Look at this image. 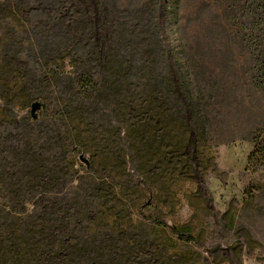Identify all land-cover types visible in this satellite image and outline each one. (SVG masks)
I'll list each match as a JSON object with an SVG mask.
<instances>
[{"label":"trees","instance_id":"obj_1","mask_svg":"<svg viewBox=\"0 0 264 264\" xmlns=\"http://www.w3.org/2000/svg\"><path fill=\"white\" fill-rule=\"evenodd\" d=\"M160 5L0 0V11L30 33L44 86L35 88L13 33L0 27V126L14 127H0V264H226L230 254L241 264V251L210 248L145 216L144 206L137 223L109 211L105 193L113 186L151 188L141 177L117 179L107 164L124 169L137 161L162 181L187 177L191 137L208 136L212 112L264 96V0H171L163 21ZM170 18L179 24L176 51L163 37ZM237 50L249 56L245 63L234 58ZM35 102L53 111L49 137L34 136L32 111L17 109ZM126 137H140L132 153ZM251 137L252 165L264 159V124ZM72 153L81 161L93 156L89 166L82 162L101 184L73 172ZM148 224L184 246L155 236Z\"/></svg>","mask_w":264,"mask_h":264},{"label":"rangeland","instance_id":"obj_2","mask_svg":"<svg viewBox=\"0 0 264 264\" xmlns=\"http://www.w3.org/2000/svg\"><path fill=\"white\" fill-rule=\"evenodd\" d=\"M89 1L95 7L96 0ZM170 2L171 0H161V21L165 18L163 13ZM6 12L0 11V27L13 33L10 38H14L15 48L22 50L19 54L25 63L22 67L35 74V88L43 89V70L30 44L31 35L17 16ZM173 20L175 19L166 20L163 37L168 49L176 51L179 24L177 18ZM232 53L236 60H241V64L249 57L242 52L240 54L238 50ZM65 69L70 71L71 68L66 66ZM40 91L34 89L31 92L43 96ZM50 91L51 88H48L43 93ZM17 109L22 114L31 115L30 104L24 108L17 106ZM52 114L53 111L49 108L36 110L37 119H32L30 128V131L36 133L34 136L49 137L48 117ZM211 116L208 136L200 137L198 141L191 137L193 169L187 177L162 181L143 172L137 161H131L124 169L107 164L117 179L135 181L137 177H141L151 188L148 191L143 187L127 189L113 186L109 193H105L111 207L109 211L121 213L131 223H137L142 221L139 209L144 206L142 213L145 216L162 218L181 231L204 241L210 248L220 247L227 254L233 248L241 251V264H264V159L252 165L248 163V157L255 147L251 135L264 124V96L254 95L252 99H242L240 106L213 111ZM5 124L7 123H2L0 127L10 128ZM19 130L26 132L28 127L25 129L22 125ZM124 140L130 153L141 142L140 137H126ZM84 154L87 159L93 160L90 153ZM104 157L100 155L99 161H94L106 164L107 157ZM69 158L77 176H85L90 182H99L86 171V165L76 153L69 154ZM77 176L74 185L79 183ZM101 199L105 200L104 197ZM147 226L155 236L159 235L166 241L184 246L167 230L151 224ZM199 250L206 252L203 248ZM230 257L232 259L226 264H238L235 254H230Z\"/></svg>","mask_w":264,"mask_h":264},{"label":"water","instance_id":"obj_3","mask_svg":"<svg viewBox=\"0 0 264 264\" xmlns=\"http://www.w3.org/2000/svg\"><path fill=\"white\" fill-rule=\"evenodd\" d=\"M41 108V104L39 102H35L33 105H32V115H33V118L34 119H37V115H36V110L40 109ZM82 161L87 165L89 166L90 165V162L88 159L82 157L81 158Z\"/></svg>","mask_w":264,"mask_h":264}]
</instances>
